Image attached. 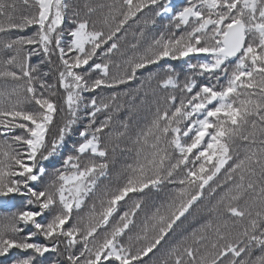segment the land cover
Returning <instances> with one entry per match:
<instances>
[{
    "label": "snow or ice",
    "instance_id": "6c2138e0",
    "mask_svg": "<svg viewBox=\"0 0 264 264\" xmlns=\"http://www.w3.org/2000/svg\"><path fill=\"white\" fill-rule=\"evenodd\" d=\"M0 264H264V0H0Z\"/></svg>",
    "mask_w": 264,
    "mask_h": 264
},
{
    "label": "trees",
    "instance_id": "16d2710c",
    "mask_svg": "<svg viewBox=\"0 0 264 264\" xmlns=\"http://www.w3.org/2000/svg\"><path fill=\"white\" fill-rule=\"evenodd\" d=\"M173 2H177V0H173ZM158 23H161V22L158 21ZM128 40H129V41H133V37H132V35H131V30H130V33H129V36H128ZM177 67H179L178 64H177ZM133 118L135 119V117H133ZM123 160H124V157H122V156L120 155V153L117 152V154H116V162H115V167H116L117 169L121 166V164L123 163Z\"/></svg>",
    "mask_w": 264,
    "mask_h": 264
}]
</instances>
